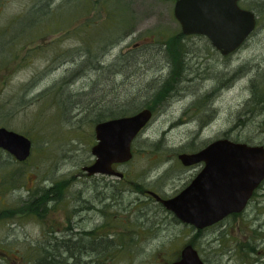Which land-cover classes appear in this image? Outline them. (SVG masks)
Returning a JSON list of instances; mask_svg holds the SVG:
<instances>
[{
  "label": "rangeland",
  "instance_id": "374dc122",
  "mask_svg": "<svg viewBox=\"0 0 264 264\" xmlns=\"http://www.w3.org/2000/svg\"><path fill=\"white\" fill-rule=\"evenodd\" d=\"M239 5L257 24L223 57L181 32L173 1L0 0V128L31 140L24 164L0 149V264H36L65 222L88 235L71 237L85 251L72 264H170L187 244L205 264H264V181L203 230L145 194L189 183L180 153L223 138L264 146V0ZM143 109L124 176H88L94 126Z\"/></svg>",
  "mask_w": 264,
  "mask_h": 264
},
{
  "label": "water",
  "instance_id": "95a60500",
  "mask_svg": "<svg viewBox=\"0 0 264 264\" xmlns=\"http://www.w3.org/2000/svg\"><path fill=\"white\" fill-rule=\"evenodd\" d=\"M239 0H175L173 15L184 35L206 36L213 47L227 55L235 51L255 27L251 11L241 9ZM152 112L143 109L133 115L98 122L96 143L91 147L94 162L82 167L88 176L122 177L114 170L132 158L133 140L146 126ZM0 148L17 161L30 155L31 141L24 135L0 128ZM183 166L203 163L202 169L179 193L160 198L148 191L162 207L183 224L202 230L231 214L241 213L264 180V147L229 139H217L194 153L177 156ZM170 264H204L197 250L185 245L179 259Z\"/></svg>",
  "mask_w": 264,
  "mask_h": 264
},
{
  "label": "flooded vegetation",
  "instance_id": "af4514ba",
  "mask_svg": "<svg viewBox=\"0 0 264 264\" xmlns=\"http://www.w3.org/2000/svg\"><path fill=\"white\" fill-rule=\"evenodd\" d=\"M256 24H257V18H256ZM209 41V40H208ZM247 41V40H246ZM246 41L239 47V49H241L242 47H243V45L246 43ZM210 42V41H209ZM211 44V43H210ZM212 46V45H211ZM238 49V50H239ZM216 50V49H215ZM238 50H236L235 52H237ZM217 52H219V54L221 55V56H223V57H228V56H230V55H232L233 53H235V52H233V53H231V54H229V55H222L221 53H220V51H218V50H216ZM2 151L5 153V154H7L8 155V157L11 159V161L12 162H14V163H16V164H24L26 161H27V159L25 160V161H22V162H20V161H17L11 154H9L8 152H6L5 150H3L2 149ZM203 167V163H198V164H195V165H191V166H188V167H186L187 169H190V168H192V169H196L195 171H196V173L194 174V176L201 170V168ZM124 176V175H123ZM193 176V177H194ZM192 177V178H193ZM191 178V179H192ZM191 179H190V181H191ZM189 181V182H190ZM188 184V183H187ZM186 186V185H185ZM148 191H150V190H146V192H145V194L148 192ZM153 192V191H152ZM157 194V193H156ZM147 195V194H146ZM150 195V194H149ZM159 195V194H158ZM160 197H162L161 195H159ZM173 196V195H172ZM150 197H151V195H150ZM171 197V196H170ZM151 198H153V197H151ZM163 198V197H162ZM155 201V200H154ZM67 223L65 222L64 223V227L63 228H61V227H57V228H55V229H51L50 231H49V235H51L52 237H53V241H52V244H54V245H51L50 246V251H51V253L53 252V258H54V260H57L58 261V263H62V264H72V262H76V261H79V262H81V259H80V257H77V258H75L74 256H73V254H72V251H73V246L71 245V243H73V242H71V237L72 236H78V235H82L83 233H85V231H82V230H80V231H75V232H73L72 231V229H71V227H69V226H67L66 225ZM61 241H63L64 242V246L61 248L60 247V243H61ZM59 245V247H57ZM60 250L61 249V251H62V255L61 254H59V255H57V250ZM76 249L77 250H75V252L76 253H78V254H80V253H85V251L83 250L84 249V247H82V246H76ZM59 252V251H58ZM80 259V260H79ZM54 264H57L56 262H54ZM77 264V263H76Z\"/></svg>",
  "mask_w": 264,
  "mask_h": 264
},
{
  "label": "trees",
  "instance_id": "16d2710c",
  "mask_svg": "<svg viewBox=\"0 0 264 264\" xmlns=\"http://www.w3.org/2000/svg\"><path fill=\"white\" fill-rule=\"evenodd\" d=\"M92 232V231H91ZM91 232H89L88 234L90 235V236H92V233ZM86 236H88L86 233H84ZM88 238H93V237H88ZM95 242V244H96V241H94ZM64 246V242L63 241H61V243H60V247L62 248ZM57 247H59V245L57 246ZM48 248V247H47ZM75 250H77L74 246H73V251H72V254H73V256L75 257V258H77V256H78V253L76 254V252H75ZM45 251V253H46V256H44L42 259H40L36 264H54V262H56L57 264H62V263H58V261L57 260H54V258H53V254L51 253V251L50 250H44ZM53 261V262H52Z\"/></svg>",
  "mask_w": 264,
  "mask_h": 264
}]
</instances>
